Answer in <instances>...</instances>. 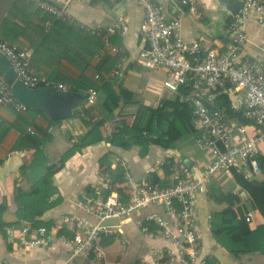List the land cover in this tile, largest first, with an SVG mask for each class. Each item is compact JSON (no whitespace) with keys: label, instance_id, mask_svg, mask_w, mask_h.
Wrapping results in <instances>:
<instances>
[{"label":"crops","instance_id":"0c3cea01","mask_svg":"<svg viewBox=\"0 0 264 264\" xmlns=\"http://www.w3.org/2000/svg\"><path fill=\"white\" fill-rule=\"evenodd\" d=\"M46 1L55 6H61L65 2V0ZM154 1L162 8L167 19L181 16L180 35L186 45L198 42L201 46L216 51H224L230 45L231 40L227 27L234 17L227 9L226 2H235L236 0H197L201 7L199 15L191 14L186 8L179 7L175 0ZM67 11L76 23L90 29L98 31L115 29L116 44L114 45L120 49V54L113 55L104 49L101 42L95 37L97 53L92 64L87 68L86 74L89 78H94L97 74L96 68L99 60L107 54L112 58L117 56L118 63H121L122 59L124 60L121 66V77L117 80V89L115 88L118 92L123 91L131 94L130 101L125 105L122 102L117 111L123 110L124 118L116 117L104 125L98 124L107 115V112L102 109L103 96L100 93L97 103L93 107L86 106L85 102H79L76 105L80 110L79 115L58 121H50L42 111L31 112L32 110L29 109L30 111L28 110L26 113L17 114L10 108L0 106V161L12 154L21 141L26 142L27 137H37L42 140L48 139L41 150L49 159L50 166L56 165L60 156L71 144L79 142L85 134L90 133L96 143L71 156L58 169L52 178L57 195L51 198L52 201L58 198V202L41 214L37 220L42 223L58 225L61 217L71 215L85 218L95 224V217L86 214L81 208V203L85 193H90L98 187L103 173L101 163L104 159H107L111 168L114 169L116 167L114 158H118L125 164L131 178L138 184L147 182L149 177L154 175L153 168L160 160L182 161L190 167L194 177H199L201 171L211 160L207 152L202 151L195 142L190 143V141L178 144L176 148H170V141L165 139L157 145H151L146 155H143L140 145L125 149L121 146V134L117 131V122H132L140 105L152 107L155 103L173 102L176 98L179 102H187L194 98L193 93L195 92V97L198 98L205 97L206 94L195 91L190 80L178 93H172L163 86L168 75L165 70L146 69L136 62L138 52L146 47V43L140 31L144 14L135 0H72ZM121 14L124 15L127 22L125 32L121 31L118 23ZM48 17L28 0H0L1 31L4 34L17 35L12 41L5 38V35L0 32V38L20 48L30 50L27 39L35 41L37 30L46 33L44 25L48 21L46 20ZM255 18V13H251L250 21L244 27L246 42L238 55V61L259 59L261 51L264 49V29L256 23ZM50 19L49 22H53L52 18ZM117 62L114 68L118 65ZM60 65L57 72L63 81H75L79 77L80 73L72 67H66L65 61H61ZM30 70L36 75L43 74L37 73L32 61ZM187 86L190 91H183V88ZM213 94H217L219 97L226 96L225 104L228 112L225 108L220 111L223 113L227 125L233 129L236 142L250 139L263 130L251 123L240 125L241 117L236 113L239 111L235 110V107L240 106L245 98L243 91L236 92L232 87L225 86L214 90ZM83 95L85 96V94ZM217 101L216 97L213 101L214 108H216L215 102L217 103ZM228 106L233 112L228 110ZM238 128H244L245 133L240 134ZM28 129H31L33 133H29ZM143 142L144 140H142ZM256 149L257 156L264 158V142L259 143ZM25 150L26 154H12L6 164L2 166L3 168L0 167V203L4 200L7 201L9 213L6 218L8 221H13V215L17 209L14 204L15 195L18 192H29L32 185L47 169V166L33 170L27 169L34 159L33 151L28 147ZM155 176L161 181L164 180L165 183L166 181L169 184L171 182L170 178L165 179L163 172H158ZM255 181H264V175L261 174ZM210 189L216 191V201H210ZM227 193L237 194L241 197V206L244 205L245 210H249L251 222L248 224L251 229L254 225L264 224V218L258 211L252 209L250 197L236 183L233 174L218 175L207 189V193L199 194L195 202L202 256L210 264H264V257L258 256H245L241 260H237L212 238L209 224L211 211H221L226 208L223 194ZM151 213L162 216L170 228L176 227V220L168 215L166 209L161 205H149L138 209L130 216L121 218L119 226L112 227L114 229L112 235L99 239V242L104 245L107 260L120 259L124 264H136L139 258L148 254L150 249L169 247L170 243L165 239L150 237L142 232L144 219ZM20 228L10 229L17 233ZM11 239L17 243V234L13 235ZM51 242L47 248L24 251L10 243V237L6 232V237L0 238V260L6 264H62L66 258L65 249L58 238ZM75 264L91 263L77 258Z\"/></svg>","mask_w":264,"mask_h":264},{"label":"built area","instance_id":"2783aa9c","mask_svg":"<svg viewBox=\"0 0 264 264\" xmlns=\"http://www.w3.org/2000/svg\"><path fill=\"white\" fill-rule=\"evenodd\" d=\"M72 0H65L61 6H55L46 0H28L40 12L52 20L71 23L99 39L104 49L113 55H119L120 49L111 43L115 33L114 28L105 31L93 30L76 23L67 11ZM142 9L144 17L140 31L146 47L138 52L136 62L146 69H163L167 77L163 86L172 93L191 81L197 92L205 97L187 100L193 108L194 127L198 132L195 144L207 152L211 160L201 171L199 177H194L189 166L184 162L160 160L153 168V173L165 172L172 184L160 188L157 184L148 182L136 183L130 176L124 163L114 158L116 166L123 169L124 197L112 186L110 173L103 172L99 185L92 193H85L81 208L96 219V223L76 216L61 217L58 225L49 229L40 227L31 230L24 225L15 233L7 229L10 243L18 249L33 251L47 248L53 239L58 238L65 249L66 258L62 264H75L77 258L89 261L91 264H124L122 260L109 261L106 258L104 245L99 242L101 237L112 235V227H101L99 224L108 219H121L149 205L164 206L168 215L176 220V227L170 228L162 216L151 213L144 219L142 232L150 237H159L170 243L169 247H154L145 257L139 258L136 264H207L202 256V244L196 223L195 202L201 193H207L213 180L220 174L241 175L244 180L251 181L261 173L257 163V145L264 142V49L259 59L238 61L246 36L244 27L250 21L251 13H255L256 23L264 29V0H242V6L237 15L227 27L231 43L224 51H216L201 46L198 42L186 45L180 35V18L167 19L162 8L154 0H135ZM175 3L186 8L188 12L199 15L201 7L197 0H175ZM118 23L122 32L127 30L126 18L121 14ZM52 22L47 21L44 31H49ZM0 56L9 64L15 80L23 87L34 90L49 88L59 92H70V87L63 84L50 83L43 75H36L31 70L32 55L30 50L20 48L7 40L0 38ZM106 76V82L117 87L121 77L122 62ZM98 79V75L94 76ZM229 85L234 91H243L245 98L235 110L242 113L249 123L263 128L258 135L236 142L233 129L227 125L223 113L214 108L213 101L217 94L213 91ZM117 89V88H116ZM99 98V91L88 89L85 92V105L93 107ZM0 106L10 108L14 113H25L28 108L17 102L12 96L10 87L0 74ZM159 106L155 103L152 108ZM234 107V106H232ZM29 133H33L28 129ZM240 134L244 128H238ZM25 149L14 150L12 154H26ZM9 154L0 161V167L11 157ZM246 222H251L249 214ZM148 224L157 229L149 230ZM54 233H56L54 235ZM17 234V243L13 235ZM0 264H6L0 260Z\"/></svg>","mask_w":264,"mask_h":264},{"label":"trees","instance_id":"16d2710c","mask_svg":"<svg viewBox=\"0 0 264 264\" xmlns=\"http://www.w3.org/2000/svg\"><path fill=\"white\" fill-rule=\"evenodd\" d=\"M46 20L51 21L50 17ZM0 32L4 34L1 31V26ZM115 34L116 32L112 38ZM4 35L5 38L12 41L17 37V35L11 34ZM21 35L23 36V34ZM35 37V41L28 39L27 41L32 53V65L37 73H43L42 75L50 83L69 86L70 90L77 95H83L91 88L99 91L103 96L102 109L107 112V115L98 124L104 125L116 117L124 118L123 110L117 111L122 102L125 105L130 101L131 94L123 91L118 92L112 84L107 83L105 80L106 76L115 69L114 65L117 62V56L112 58L111 55L107 54L101 58L96 68L98 79L89 78L86 71L97 53L95 36L74 27L69 22L54 20L48 32L44 33L41 30H37ZM112 38L111 43L113 42L114 45L116 44V37ZM61 61L67 63L66 67H72L80 73L75 81H63L59 78L57 70L61 67ZM189 89V86H187L183 88V91H188ZM217 98L218 101L217 103L215 102V107L219 110L225 108L226 112H228L225 104L226 96H217ZM227 108L232 111L229 106ZM192 112L193 108L190 102H179L177 98L173 102L159 104L156 109L140 105L132 122H117V131L121 134V146L125 149H131L135 145H140L143 155H146L151 145H157L165 139L170 141V148H176L178 144L187 141L194 143L198 132L194 127ZM236 113L241 117L240 125L249 123L243 118L241 112ZM26 140V142L21 141L17 144L14 150L28 147L33 151L34 160L27 169L33 170L42 166H47V169L39 180L32 185L29 192H18L15 195L14 204L17 209L14 212L13 221H8L6 218L9 213L7 201L4 200L0 203L1 239L6 237V229L20 228L24 225L29 226L31 230L40 227L49 229L54 224L42 223L37 220L41 214L51 209L58 202V198L55 201L51 200L57 195V189L53 185V176L71 156L96 143L90 133H87L79 142L70 145L60 156L56 165L50 166L49 159L41 150L48 139L42 140L37 137H27ZM142 140H144L143 143ZM256 159L260 173L264 175V158L257 156ZM101 168L103 172L110 173L112 186L124 197L123 169L118 166L112 169L107 159L103 160ZM155 174L151 175L147 181L151 185L157 184L160 188H165L168 187L167 185L170 186L172 184V182L169 184L167 181L165 183L164 180H159ZM233 177H235L236 183L250 197L252 209L258 211L264 218V181H247L234 171ZM211 189L209 199L212 202V200H217V196L215 195L216 191ZM223 195L226 200L224 202L226 208L221 211H211L209 224L212 238L237 260H241L245 256L264 257V224L254 225L251 229L246 222L249 210H245L246 207L244 205L241 206V197L231 193ZM151 225L148 224L149 230L151 232L156 231L157 228ZM207 264L210 263L207 261Z\"/></svg>","mask_w":264,"mask_h":264},{"label":"water","instance_id":"95a60500","mask_svg":"<svg viewBox=\"0 0 264 264\" xmlns=\"http://www.w3.org/2000/svg\"><path fill=\"white\" fill-rule=\"evenodd\" d=\"M227 9L235 17L242 6V0L226 2ZM0 74L10 87L14 99L32 111H42L50 121H58L80 114L76 107L77 103L84 102V95H77L74 92H59L49 88H38L34 90L23 87L15 80V76L8 62L0 56ZM164 209L165 207L162 206ZM119 219H108L102 221L101 227H118Z\"/></svg>","mask_w":264,"mask_h":264},{"label":"rangeland","instance_id":"374dc122","mask_svg":"<svg viewBox=\"0 0 264 264\" xmlns=\"http://www.w3.org/2000/svg\"><path fill=\"white\" fill-rule=\"evenodd\" d=\"M196 93V92H195ZM195 93H193V97H195L196 96V94Z\"/></svg>","mask_w":264,"mask_h":264},{"label":"bare ground","instance_id":"6f19581e","mask_svg":"<svg viewBox=\"0 0 264 264\" xmlns=\"http://www.w3.org/2000/svg\"><path fill=\"white\" fill-rule=\"evenodd\" d=\"M3 168V167H2ZM197 198V197H196ZM71 216V215H70ZM77 217V216H76ZM144 225H145V223H144ZM152 226V225H151ZM154 226V225H153Z\"/></svg>","mask_w":264,"mask_h":264}]
</instances>
